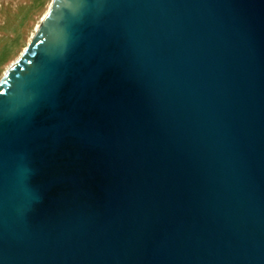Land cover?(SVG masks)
<instances>
[{"label":"water","instance_id":"95a60500","mask_svg":"<svg viewBox=\"0 0 264 264\" xmlns=\"http://www.w3.org/2000/svg\"><path fill=\"white\" fill-rule=\"evenodd\" d=\"M0 264H264V0H52L0 80Z\"/></svg>","mask_w":264,"mask_h":264},{"label":"rangeland","instance_id":"374dc122","mask_svg":"<svg viewBox=\"0 0 264 264\" xmlns=\"http://www.w3.org/2000/svg\"><path fill=\"white\" fill-rule=\"evenodd\" d=\"M52 0H0V80L35 35Z\"/></svg>","mask_w":264,"mask_h":264}]
</instances>
